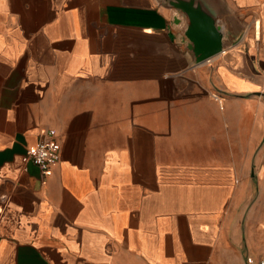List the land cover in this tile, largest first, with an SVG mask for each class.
I'll list each match as a JSON object with an SVG mask.
<instances>
[{"label":"crops","instance_id":"0c3cea01","mask_svg":"<svg viewBox=\"0 0 264 264\" xmlns=\"http://www.w3.org/2000/svg\"><path fill=\"white\" fill-rule=\"evenodd\" d=\"M199 1L195 64L161 0H0V264L264 258V0Z\"/></svg>","mask_w":264,"mask_h":264},{"label":"water","instance_id":"95a60500","mask_svg":"<svg viewBox=\"0 0 264 264\" xmlns=\"http://www.w3.org/2000/svg\"><path fill=\"white\" fill-rule=\"evenodd\" d=\"M161 2L164 7L175 10L183 19L185 49L190 53L193 63L206 62L222 52V44L226 37L199 0H161Z\"/></svg>","mask_w":264,"mask_h":264},{"label":"built area","instance_id":"2783aa9c","mask_svg":"<svg viewBox=\"0 0 264 264\" xmlns=\"http://www.w3.org/2000/svg\"><path fill=\"white\" fill-rule=\"evenodd\" d=\"M58 151L59 145L53 139V133L46 131L41 134V138L36 145L25 152L24 160L33 164L42 176H46L58 160ZM252 264H264V258Z\"/></svg>","mask_w":264,"mask_h":264}]
</instances>
